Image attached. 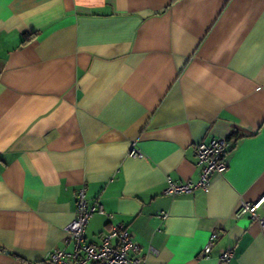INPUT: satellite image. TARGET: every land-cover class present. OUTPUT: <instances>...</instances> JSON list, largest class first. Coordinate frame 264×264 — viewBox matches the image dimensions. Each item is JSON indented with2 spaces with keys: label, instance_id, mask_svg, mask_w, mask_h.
I'll use <instances>...</instances> for the list:
<instances>
[{
  "label": "crops",
  "instance_id": "crops-1",
  "mask_svg": "<svg viewBox=\"0 0 264 264\" xmlns=\"http://www.w3.org/2000/svg\"><path fill=\"white\" fill-rule=\"evenodd\" d=\"M218 138L227 170L165 195ZM82 186L112 217L88 243L121 223L146 264H264L260 226L234 217L264 194V0H0V264L62 248Z\"/></svg>",
  "mask_w": 264,
  "mask_h": 264
},
{
  "label": "built area",
  "instance_id": "built-area-1",
  "mask_svg": "<svg viewBox=\"0 0 264 264\" xmlns=\"http://www.w3.org/2000/svg\"><path fill=\"white\" fill-rule=\"evenodd\" d=\"M230 143L227 139H211L195 145L197 167L201 171L195 182H175L167 178L164 194L170 197L190 195L195 191H207L214 175L223 174L228 163L226 156L230 151ZM131 155L141 158L143 155L133 146ZM94 214L104 215L112 220L101 206H90L86 199V189L80 187L76 192V206L74 218L64 228L65 238L62 240V248H54L45 255L42 261L24 264H146V256L140 252V247L133 241L125 226L121 223L111 224L109 230L103 234L96 243L86 242L85 231L87 224ZM248 216L251 221L260 226L264 233V194L254 202L239 201L234 217ZM161 219L166 218L161 213ZM218 234L213 231L203 251L207 256ZM67 247H70L67 250ZM148 254H154L152 249ZM232 251L225 250L219 254L217 264H229Z\"/></svg>",
  "mask_w": 264,
  "mask_h": 264
},
{
  "label": "trees",
  "instance_id": "trees-1",
  "mask_svg": "<svg viewBox=\"0 0 264 264\" xmlns=\"http://www.w3.org/2000/svg\"><path fill=\"white\" fill-rule=\"evenodd\" d=\"M33 36H27L26 38L30 39L32 38ZM227 141L229 142V138L227 139Z\"/></svg>",
  "mask_w": 264,
  "mask_h": 264
}]
</instances>
